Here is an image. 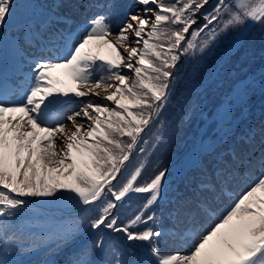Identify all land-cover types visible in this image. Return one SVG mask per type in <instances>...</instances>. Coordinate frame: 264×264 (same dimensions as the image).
<instances>
[{
    "label": "snow or ice",
    "instance_id": "obj_1",
    "mask_svg": "<svg viewBox=\"0 0 264 264\" xmlns=\"http://www.w3.org/2000/svg\"><path fill=\"white\" fill-rule=\"evenodd\" d=\"M137 3L143 8L126 14L114 31V0H53L46 8L0 0V40L18 9L35 12L39 7L44 23L29 21L22 28L23 43L13 40V47L51 49L28 64L21 78L0 75V246L18 241L11 221L24 214L30 200L64 198L71 205L92 206L97 214L91 229L118 234L130 245L141 242L136 264H264V171L225 214L193 236L184 254L162 252L166 233L155 226L153 206L163 199L169 169L160 168L138 183L141 162L120 179L144 135L162 123L177 95L182 58L203 59L230 30L264 24V0ZM206 6L210 10L202 11ZM94 9L107 11L87 16ZM77 13L83 18L79 24ZM198 16L204 23L193 27ZM228 151L201 182L195 208L189 199L177 200V224L195 229L198 217L211 214V202L224 185L254 168L264 170V125ZM133 193L147 194L145 203L122 222L117 210ZM50 231L64 240L74 234L58 225ZM176 238L183 234L178 231ZM105 243L99 237L72 264H101L92 258L93 250L102 252ZM111 247L110 264H126L119 248ZM0 264L10 262L0 259Z\"/></svg>",
    "mask_w": 264,
    "mask_h": 264
},
{
    "label": "rangeland",
    "instance_id": "obj_2",
    "mask_svg": "<svg viewBox=\"0 0 264 264\" xmlns=\"http://www.w3.org/2000/svg\"><path fill=\"white\" fill-rule=\"evenodd\" d=\"M15 2L44 5L46 8L53 0ZM215 2L216 0H209L210 5ZM114 3L115 7L110 16L114 31L119 30L117 25L126 14H134L143 8L137 0H114ZM205 10H210V6L202 9ZM41 11L39 7L35 12L31 9H18L13 25L3 30V39L0 40V75L3 77L15 73L21 78L28 71V64L41 53L47 55L51 51L50 48H37L34 44L31 47L24 45L22 49L19 46L13 47V40L21 41L23 26L29 21L37 23V19L41 18ZM97 11L107 10H94L88 12L87 16H92ZM44 21L45 19L40 24ZM81 22L83 18L77 13L75 23ZM202 23L203 18L198 16L197 24L193 27ZM234 42L239 46L233 47ZM9 47L13 51H7ZM180 64L184 74L177 95L163 112L160 118L162 123L158 122L144 135L143 140L147 143L142 140L139 147H143L145 151L140 152L139 147L135 150L127 162V171L120 179L125 180L141 162L144 169L138 183L150 179L160 168L169 169L163 199L153 206L158 220L155 226L166 233V239L161 245L162 252L171 253L175 250L184 254L182 250L189 248L182 244L189 245L191 237H188L189 241L181 240L180 244L175 240L176 232H185L189 227L198 232L197 226L209 223L204 218V221L197 222L195 229L190 223L187 226L172 225V222L177 223L173 218V208L178 199H185L186 184L193 181V166L198 163H202L203 167L206 165L204 163L207 162L210 150L206 148L208 145L220 140L227 133L231 134L249 126L248 123L255 119H260L261 122L264 120V113L260 114L261 111L264 112V24L246 25L243 30L239 27L232 29L220 37L209 55L203 59L198 55L194 58L184 57ZM96 99L97 102H103ZM211 120H215L214 127L204 138L203 131ZM195 161L197 164H194ZM259 175H256V179ZM246 179L249 181L251 176L248 175ZM230 192L231 188L226 184L220 193L228 197ZM146 195L133 193L125 199L122 207L117 210L122 222H127L140 211ZM236 199L230 203L229 208ZM23 211L22 216L11 221L18 241L8 248L0 246V259H6L10 264H72L82 248L90 247L101 236L106 239L104 250H93L92 257L101 264H110L113 259V244L123 253L126 264H136L137 259L142 258L141 242L134 241L130 245L118 234L90 228L89 222L97 214L92 206L71 205L64 198H41L30 200L28 208ZM211 211V218L218 217L213 208ZM57 225L72 228L74 234L70 239H62L58 231H50ZM184 237L187 238L186 235Z\"/></svg>",
    "mask_w": 264,
    "mask_h": 264
},
{
    "label": "trees",
    "instance_id": "obj_3",
    "mask_svg": "<svg viewBox=\"0 0 264 264\" xmlns=\"http://www.w3.org/2000/svg\"><path fill=\"white\" fill-rule=\"evenodd\" d=\"M94 10H96V9H94ZM94 10H92V11H94ZM263 113L264 112L261 111L260 114H263ZM262 123L264 124V120L261 122L260 119H258V120L255 119L253 122L248 123L249 126H245V127H243V129H238L236 132L231 133V134L227 133L222 138H220V140H218L215 143H213L212 145L210 144L206 147L208 150L210 149L208 156H207V162L204 163L206 165L203 167L202 163L197 164V161H195L194 164H197V165L193 166V169H195V172L193 173L194 176L192 174L193 181L187 182V184H186L184 197H185V199H189L191 201V205H190L191 207L195 208L197 197L201 196L200 184L202 181H204L208 178V174L210 173L211 169L216 167V162L222 160L225 156L229 155L230 154L228 151L229 149L236 147L240 143V141L244 138V135L246 133H248L250 130L259 129L261 127ZM257 139H258V137H257ZM260 173H261V169L254 168L250 172H245V173H242L240 175H237L235 179L231 180L228 183V186L231 188L230 196L225 197V196L221 195L220 192L217 193L215 199L212 200V202H211L210 213L212 214L211 210L213 208L214 211L216 212L215 215H218V217L220 215H223L224 211L229 209L230 203L234 199H236L238 197V195H240L242 192H244L245 189H247L249 187V185L252 184L253 181H255L256 175H259ZM248 175L251 176V179L249 181L246 179V177ZM238 186H239V188H238ZM211 214L208 216L198 217L197 222H202V221H204L203 219L206 218L209 220V223H207L206 225L200 224V226H197L198 232H195V230H192L190 228L192 230V232L198 234L200 231H203L204 229H206L213 222L214 219L218 218V217L215 218V216L211 218ZM172 225L174 227L178 226L177 223H173V222H172ZM180 225H183V224H180ZM179 232H181L183 234V239H177L176 238L175 240L177 243L179 242L180 244H182L181 240H184V239L189 241L188 237L187 238L184 237L185 235L189 236L188 234H186L184 232V230H180ZM176 233H178V231ZM192 242H193V236H191V238H190L189 246H191ZM182 246H183V244H182ZM188 250L189 249H187V250L183 249L182 251H183V253H187Z\"/></svg>",
    "mask_w": 264,
    "mask_h": 264
},
{
    "label": "water",
    "instance_id": "obj_4",
    "mask_svg": "<svg viewBox=\"0 0 264 264\" xmlns=\"http://www.w3.org/2000/svg\"><path fill=\"white\" fill-rule=\"evenodd\" d=\"M214 123H215V120H211V121L208 123L206 129L204 130V132H203V134H202L203 137H205V136L208 135V133L210 132V130L214 127V126H213Z\"/></svg>",
    "mask_w": 264,
    "mask_h": 264
},
{
    "label": "bare ground",
    "instance_id": "obj_5",
    "mask_svg": "<svg viewBox=\"0 0 264 264\" xmlns=\"http://www.w3.org/2000/svg\"><path fill=\"white\" fill-rule=\"evenodd\" d=\"M10 50L13 51L12 47L11 48L9 47V50H7V51H10ZM7 51H5V52H7Z\"/></svg>",
    "mask_w": 264,
    "mask_h": 264
}]
</instances>
